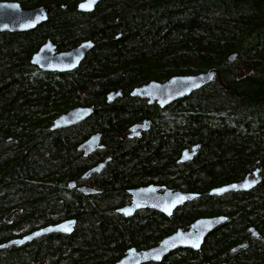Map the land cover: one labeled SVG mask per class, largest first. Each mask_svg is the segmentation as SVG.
<instances>
[{
	"label": "trees",
	"instance_id": "obj_1",
	"mask_svg": "<svg viewBox=\"0 0 264 264\" xmlns=\"http://www.w3.org/2000/svg\"><path fill=\"white\" fill-rule=\"evenodd\" d=\"M18 1L55 8L33 30L0 32V264H115L129 248L154 247L216 215L227 221L200 251L179 249L145 264H264V0H101L91 12L77 9L80 0ZM48 40L57 51L95 45L73 71L54 72L31 62ZM210 68L219 75L165 108L131 95L151 80ZM79 106L94 112L52 129ZM146 119L149 128L129 137ZM97 133L101 147L85 156L79 146ZM193 146L194 157L182 162ZM109 157L100 173L83 178ZM256 170L253 188L210 193ZM151 184L198 196L170 216L117 211L131 204V189ZM69 219L72 233L2 247Z\"/></svg>",
	"mask_w": 264,
	"mask_h": 264
},
{
	"label": "water",
	"instance_id": "obj_2",
	"mask_svg": "<svg viewBox=\"0 0 264 264\" xmlns=\"http://www.w3.org/2000/svg\"><path fill=\"white\" fill-rule=\"evenodd\" d=\"M101 0H95L91 7H85L90 3V0H80L77 4V9L83 12L94 11ZM52 8L46 5H40L34 8H24L18 0H0V32H22L37 28L40 24L46 22ZM94 42L91 40L83 41L78 46L57 52L56 45L48 40L43 44L37 52L32 56L31 62L42 70L54 72H69L76 69L84 60L86 55L94 47ZM235 59V55L230 57ZM219 75L217 68H210L205 72L191 75L172 76L166 81L151 80L143 85L137 86L131 92L133 97L148 99L149 103L156 102L160 107L165 108L173 102L189 96L193 91H196L204 85L210 83L216 76ZM122 93L111 92L108 95L109 100L113 101ZM94 112V107L79 106L68 112L58 116L52 125V129H60L80 123L89 118ZM150 126L148 119L141 124H135L130 128L129 137L133 138L141 134V130H146ZM101 134L97 133L88 138L79 146V150L83 151L85 156L101 147ZM199 146H193L192 149L183 151L181 161L185 162L194 157ZM110 157L89 169L83 178H89L93 173H100L106 166ZM260 181L259 172L256 170L254 176L248 175L239 182L225 184L216 187L210 191L211 194L222 195L233 190H249ZM70 187H75L76 182H70ZM80 190L87 194L96 193V189L91 186H82ZM132 195L131 204L124 206L117 211L125 216H131L140 209L152 208L170 216L173 211L187 202L198 196L196 193H186L183 191H173L162 186L146 185L130 190ZM227 221L224 215L201 217L192 223L189 229H178L176 232L164 237L161 242L148 249L129 248L126 254L115 264H145L151 261H161L170 253L179 249H188L200 251L207 236L217 227ZM75 219H69L59 222L48 227L40 228L29 232L23 236L16 237L2 245L9 247L11 245H23L42 235L49 233H72L75 226ZM67 228L68 230H65ZM253 235L258 236L259 233L254 227L250 228ZM246 243L237 246L234 250L245 246ZM219 264H228L222 262Z\"/></svg>",
	"mask_w": 264,
	"mask_h": 264
},
{
	"label": "snow or ice",
	"instance_id": "obj_3",
	"mask_svg": "<svg viewBox=\"0 0 264 264\" xmlns=\"http://www.w3.org/2000/svg\"><path fill=\"white\" fill-rule=\"evenodd\" d=\"M95 3V0H90V3L88 5H85V7H91V5ZM65 230H68L67 228H65Z\"/></svg>",
	"mask_w": 264,
	"mask_h": 264
},
{
	"label": "flooded vegetation",
	"instance_id": "obj_4",
	"mask_svg": "<svg viewBox=\"0 0 264 264\" xmlns=\"http://www.w3.org/2000/svg\"><path fill=\"white\" fill-rule=\"evenodd\" d=\"M57 52H60V51H57ZM153 103H156V102H153ZM152 104V103H151ZM157 104V103H156ZM158 105V104H157ZM159 106V105H158ZM160 107V106H159ZM143 123V122H142ZM138 124H141V123H138ZM142 131H144V130H141V132ZM128 136H129V134H128ZM137 137V136H136ZM146 186V185H145ZM147 209V208H146ZM150 209H152V208H150ZM156 210V209H155Z\"/></svg>",
	"mask_w": 264,
	"mask_h": 264
}]
</instances>
